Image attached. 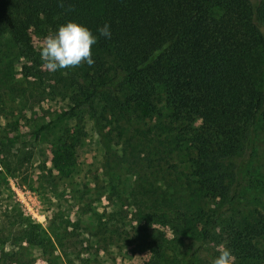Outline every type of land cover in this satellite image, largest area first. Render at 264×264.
<instances>
[{
  "label": "trees",
  "instance_id": "obj_1",
  "mask_svg": "<svg viewBox=\"0 0 264 264\" xmlns=\"http://www.w3.org/2000/svg\"><path fill=\"white\" fill-rule=\"evenodd\" d=\"M69 20L97 35L94 64L53 73L71 104L34 134L83 107L98 132L119 126L121 153L106 148L101 171L130 212L108 235L168 227L142 264H213L221 245L234 264H264V214L244 196L264 191V0H0V57L16 55L0 76L37 58L28 30ZM105 23L111 38L97 32ZM50 233L25 219L21 237L46 262L73 264L80 251Z\"/></svg>",
  "mask_w": 264,
  "mask_h": 264
},
{
  "label": "rangeland",
  "instance_id": "obj_2",
  "mask_svg": "<svg viewBox=\"0 0 264 264\" xmlns=\"http://www.w3.org/2000/svg\"><path fill=\"white\" fill-rule=\"evenodd\" d=\"M55 31L49 23L28 30L37 58H19L10 64L9 74L0 76L2 81L1 77L8 79L6 86L0 87V264H66L60 258L46 262L37 249L25 243L21 237L25 219L37 222L49 233L51 230L50 234L70 244L76 254L80 251L73 264H142L151 256L152 243H164L172 235L166 226L150 225L144 230L134 223H130L132 229H123L125 234L108 235L114 224L111 221L121 226L130 212L126 203L120 208L121 201L112 200L113 193L101 171L106 148L121 153L119 126L105 119L99 135L83 107L52 122L38 136L34 134L41 123L71 104L68 96L72 90L53 88L50 78L54 74L44 69L39 54L44 38ZM14 57L13 52L5 53L0 63L7 64ZM255 162L264 179V157ZM120 194L123 198L124 192ZM244 196L249 207L264 214V191L245 190ZM83 229L88 233H82ZM189 246L186 242L178 255ZM58 253L55 249L54 254Z\"/></svg>",
  "mask_w": 264,
  "mask_h": 264
},
{
  "label": "clouds",
  "instance_id": "obj_3",
  "mask_svg": "<svg viewBox=\"0 0 264 264\" xmlns=\"http://www.w3.org/2000/svg\"><path fill=\"white\" fill-rule=\"evenodd\" d=\"M63 5L61 4V7ZM99 36L111 38L110 26L105 23L97 29ZM98 37L84 24L69 20L58 26L54 33L48 34L40 48L39 54L46 71H57L94 64L92 48ZM219 255L213 264H234V256L230 248L221 245Z\"/></svg>",
  "mask_w": 264,
  "mask_h": 264
}]
</instances>
